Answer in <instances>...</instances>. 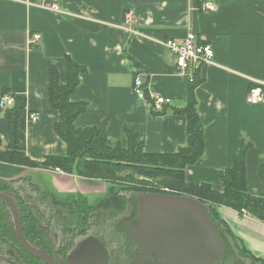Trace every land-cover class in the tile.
Masks as SVG:
<instances>
[{
	"label": "crops",
	"instance_id": "1",
	"mask_svg": "<svg viewBox=\"0 0 264 264\" xmlns=\"http://www.w3.org/2000/svg\"><path fill=\"white\" fill-rule=\"evenodd\" d=\"M55 1L60 13L41 8L43 0H0V98L26 100L20 130L32 161L67 154L54 130L59 113L49 105L50 67L57 68L59 82L65 85L66 57L86 70L71 97L73 103L88 106L77 119L78 128L97 127L124 146L130 131L149 154L172 155L185 146L187 120L179 112L191 84L179 76L174 57L162 42L182 41L193 32L198 44L212 46L214 60L197 72L201 84L195 95L206 150L196 165L187 167L186 183L211 184L221 192L222 176L244 142L251 145L246 158L249 192L264 193V105L248 102L252 84L264 83V0ZM209 1L217 5V12L203 9ZM139 74H144L149 98L171 100L162 113L154 111L151 100L135 95L133 84ZM5 91L10 93L3 95ZM7 108L0 106L4 142L9 140ZM34 113L40 120L30 123ZM27 174L52 179L59 192L87 196L106 189L104 183H80L82 178L60 171L0 163V176L6 179ZM219 211L254 254L264 257V223L227 208Z\"/></svg>",
	"mask_w": 264,
	"mask_h": 264
},
{
	"label": "trees",
	"instance_id": "2",
	"mask_svg": "<svg viewBox=\"0 0 264 264\" xmlns=\"http://www.w3.org/2000/svg\"><path fill=\"white\" fill-rule=\"evenodd\" d=\"M204 1V0H202ZM67 82L61 85L59 72L51 65L49 70V105L58 111L59 121L54 130L66 144L65 157L48 156L43 162L32 161L26 152V137L20 130V120L26 107V100L12 96L14 104L5 110V119L9 123V140L0 138V163L28 169L60 171L67 175L83 179L100 180L106 184L104 197L95 202V206L105 211H116L119 214L125 209L127 202L124 193H154L186 195L208 204L211 219L219 225L220 230L244 241L222 218L221 208L236 212L239 216H249L264 223V193L253 195L249 192L247 181V153L250 144L244 142L234 157L233 165L222 176L223 190L217 191L211 184L189 185L185 180L187 167L196 165L206 150L204 126L197 109L195 91L201 84L198 73L194 82L190 83L185 107L179 112L187 120V141L172 155L149 154L145 151L139 137L126 131L127 145L112 141L97 127L78 128L76 125L80 115L87 111V104L73 103L72 95L80 85L81 75L86 73L84 67L66 57ZM139 67V63L130 57ZM10 92H4L6 95ZM158 114V113H156ZM123 174H125L123 176ZM264 183V172L261 170ZM151 181V182H148ZM154 185L155 187H151ZM162 188H165L160 190ZM79 202L88 201L84 196Z\"/></svg>",
	"mask_w": 264,
	"mask_h": 264
},
{
	"label": "flooded vegetation",
	"instance_id": "3",
	"mask_svg": "<svg viewBox=\"0 0 264 264\" xmlns=\"http://www.w3.org/2000/svg\"><path fill=\"white\" fill-rule=\"evenodd\" d=\"M38 178L29 174L11 179L0 176V264H49L27 249L18 237L19 231L29 248L46 253L54 264H70L71 253L82 241L92 248H97L99 241L105 249L104 257L91 264H157L158 260H178L157 257V248L136 237L130 224L138 216L137 202L128 193L123 194L127 205L119 214L95 206L97 200L90 203L80 192H59L52 179ZM77 195L87 199L89 209L86 203L79 202L83 198L70 197ZM220 237L223 248L219 257L202 264H264V257L255 255L243 239L244 245L225 229L220 230Z\"/></svg>",
	"mask_w": 264,
	"mask_h": 264
},
{
	"label": "water",
	"instance_id": "4",
	"mask_svg": "<svg viewBox=\"0 0 264 264\" xmlns=\"http://www.w3.org/2000/svg\"><path fill=\"white\" fill-rule=\"evenodd\" d=\"M129 195L137 202L138 216L130 225L139 241L151 248H157V257L178 259L158 260L157 264H202L208 260H217L223 242L219 225L209 216L208 204L186 195ZM5 200L9 203L8 199ZM18 237L34 255L54 264L52 260H48L46 253L26 245L22 231L18 232ZM96 246L97 248H92L85 241L78 243L70 255L73 258L69 260L70 264H91L93 260L104 257L103 244L96 241Z\"/></svg>",
	"mask_w": 264,
	"mask_h": 264
},
{
	"label": "built area",
	"instance_id": "5",
	"mask_svg": "<svg viewBox=\"0 0 264 264\" xmlns=\"http://www.w3.org/2000/svg\"><path fill=\"white\" fill-rule=\"evenodd\" d=\"M30 2V0H26ZM41 8L50 10L56 13L61 12V8L55 0H43ZM204 10L209 12H217L218 8L214 2H205ZM36 39H39L38 36ZM162 45L167 48L173 55L175 64L178 68V74L185 77L190 83L194 82L195 74L200 70L203 64L212 63L214 60V50L211 45H200L197 43L195 33L189 32L182 41L168 40L162 42ZM133 91L140 100L152 101L155 112L162 113L164 107L171 104V100L164 97H148L147 85L144 81V74H139L134 79ZM248 102L253 106L264 105V83L254 82L249 89ZM14 104V99L9 96L0 98V106L2 108L10 107ZM40 120V115L37 113L30 114V123H37Z\"/></svg>",
	"mask_w": 264,
	"mask_h": 264
},
{
	"label": "rangeland",
	"instance_id": "6",
	"mask_svg": "<svg viewBox=\"0 0 264 264\" xmlns=\"http://www.w3.org/2000/svg\"><path fill=\"white\" fill-rule=\"evenodd\" d=\"M125 174H123V176H124ZM38 179H39V181L43 178V180L44 181H46L47 180V178L45 177V176H42V175H37L36 176ZM40 177H42V178H40ZM83 179V178H82ZM82 179H80L81 181H79L80 183L81 182H87L88 184H96L97 186L99 185V186H102L103 185V183L104 182H102V181H100V180H98V182H94V181H97V180H89V179H85V180H82ZM94 182V183H93ZM148 182H151V181H148ZM105 184V183H104ZM152 183H149V185H148V187L149 186H151V187H155L154 185H151ZM104 186H106V184L104 185ZM150 188V187H149ZM155 188H157V187H155ZM157 189H159V188H157ZM162 189H164L165 190V188H162L161 187V189L160 190H162ZM106 189H105V192H96V193H90V194H87V199H88V201L90 202V203H94L96 200H98V199H100V198H102V197H104V195H105V193H106Z\"/></svg>",
	"mask_w": 264,
	"mask_h": 264
}]
</instances>
